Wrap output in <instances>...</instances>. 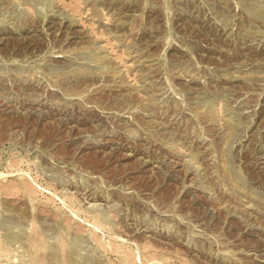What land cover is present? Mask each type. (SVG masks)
I'll return each instance as SVG.
<instances>
[{
    "label": "rangeland",
    "instance_id": "rangeland-1",
    "mask_svg": "<svg viewBox=\"0 0 264 264\" xmlns=\"http://www.w3.org/2000/svg\"><path fill=\"white\" fill-rule=\"evenodd\" d=\"M0 264H264V0H0Z\"/></svg>",
    "mask_w": 264,
    "mask_h": 264
}]
</instances>
